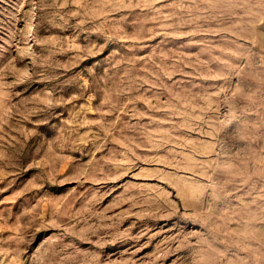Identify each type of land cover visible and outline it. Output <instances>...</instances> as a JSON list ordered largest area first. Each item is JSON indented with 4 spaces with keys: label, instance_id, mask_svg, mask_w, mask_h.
<instances>
[{
    "label": "rangeland",
    "instance_id": "1",
    "mask_svg": "<svg viewBox=\"0 0 264 264\" xmlns=\"http://www.w3.org/2000/svg\"><path fill=\"white\" fill-rule=\"evenodd\" d=\"M0 264H264V0H0Z\"/></svg>",
    "mask_w": 264,
    "mask_h": 264
}]
</instances>
